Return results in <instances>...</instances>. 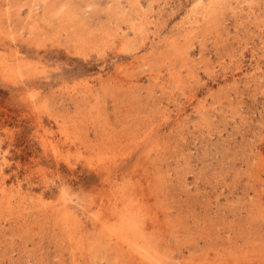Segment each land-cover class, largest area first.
Masks as SVG:
<instances>
[{
  "label": "rangeland",
  "instance_id": "1",
  "mask_svg": "<svg viewBox=\"0 0 264 264\" xmlns=\"http://www.w3.org/2000/svg\"><path fill=\"white\" fill-rule=\"evenodd\" d=\"M18 1L45 13L40 0L0 7ZM49 1L84 20L88 41L75 48L77 25L73 37L48 27L44 42L32 41L28 6L1 21L0 264H129L103 257L96 220L114 222L121 188L152 170L162 225L147 220L140 242L153 252L159 242L168 264H188L186 239L210 223L222 244L239 227L264 236V0ZM135 125L151 130L146 144ZM63 211L82 220L77 241ZM179 222L192 231L171 230Z\"/></svg>",
  "mask_w": 264,
  "mask_h": 264
},
{
  "label": "bare ground",
  "instance_id": "2",
  "mask_svg": "<svg viewBox=\"0 0 264 264\" xmlns=\"http://www.w3.org/2000/svg\"><path fill=\"white\" fill-rule=\"evenodd\" d=\"M35 1H39V0H35ZM42 1V3L45 6V13L42 16H39L38 11L36 10L35 6L32 4H25L22 1H18L19 5L12 10H5L2 9L0 7V24L2 19L6 20H12L13 17H19L20 16V9L24 6H28L27 10L28 13L26 12V17H25V24L27 25L26 27L29 28L31 35H30V39L36 43H42L44 42L45 38L44 36H49V34L51 32L48 31V27H51L52 30H55V32H60L62 30H64L66 32V34L68 35H72L73 37V33L74 31H76V29H74L73 27L75 25L78 26V28H80V32L77 34L78 39L81 40H76L75 41V48H77L79 50V48L82 49L81 46H79V44H85L88 41V37L87 34L88 32H85L84 27H85V23L84 20H82L81 18H79L76 14V12H74V10H70V7L65 4V3H59V9L60 11H56L55 10V4L50 2L49 0H40ZM63 2V0H61ZM60 1V2H61ZM73 2V1H71ZM69 3V2H68ZM71 4V3H70ZM73 5V4H72ZM58 6V5H57ZM74 7V5H73ZM56 20L57 24L54 28L52 21ZM10 22V21H9ZM11 23V22H10ZM10 25V24H9ZM11 26V25H10ZM10 29V28H9ZM16 30V29H15ZM89 34L91 30H88ZM85 32V33H84ZM76 33V32H75ZM106 33V32H105ZM103 33V34H105ZM53 34V33H52ZM60 35V34H59ZM107 35V34H106ZM76 36V35H75ZM89 36V35H88ZM112 36V35H111ZM115 36V35H113ZM112 36V37H113ZM120 36V35H119ZM92 37V36H91ZM111 37V38H112ZM103 38V37H102ZM106 37H104L103 39H105ZM108 38V37H107ZM51 39V38H50ZM48 40L47 38L45 39V41ZM96 40V39H95ZM92 44V42H91ZM84 50V49H83ZM188 54V52H187ZM177 56V55H176ZM179 56V55H178ZM178 58V57H177ZM183 58V57H182ZM179 59V58H178ZM184 59V58H183ZM189 59V58H188ZM185 60V59H184ZM187 60V59H186ZM21 64V63H20ZM23 66V65H22ZM27 66V65H26ZM181 71V70H180ZM186 71V70H185ZM182 72V71H181ZM180 72V74H181ZM178 73V72H177ZM158 74V73H157ZM156 74V75H157ZM175 74V73H172ZM176 76V75H175ZM180 76V75H179ZM159 77V76H156ZM171 77H174L171 75ZM178 78V77H177ZM173 79V78H172ZM181 79V78H180ZM179 79V80H180ZM183 80V78H182ZM176 81V80H175ZM178 81V80H177ZM174 82V81H173ZM177 83V82H176ZM179 84V83H178ZM177 84V85H178ZM181 84V82H180ZM183 84V82H182ZM185 85V84H184ZM179 86V85H178ZM110 88V87H109ZM112 89V88H111ZM123 89V88H122ZM126 89V88H125ZM128 89H132L131 87ZM115 90V88H114ZM125 91V90H124ZM120 92V91H119ZM130 92V91H128ZM127 92V93H128ZM133 92V91H132ZM121 93V92H120ZM123 93V92H122ZM131 93V92H130ZM117 94H118V89H117ZM125 94V93H124ZM123 94V95H124ZM116 95V94H115ZM126 95V94H125ZM124 95V96H125ZM128 95V94H127ZM132 95V94H131ZM115 97V96H114ZM126 97V96H125ZM117 98V97H116ZM124 98V97H123ZM127 98V97H126ZM130 98V97H129ZM133 99L134 96L132 97ZM131 98V99H132ZM125 99V98H124ZM137 100V99H136ZM128 101V100H127ZM131 101V100H130ZM101 105V104H98ZM138 106V105H137ZM104 107V106H103ZM135 108V107H134ZM101 109V108H100ZM103 109V108H102ZM91 110V109H90ZM138 110V109H137ZM136 110V112H137ZM103 111V110H102ZM105 111V110H104ZM107 112V111H105ZM135 112V111H133ZM132 112V113H133ZM101 112H99L100 114ZM126 113V112H125ZM103 114V113H102ZM134 114V113H133ZM130 115V114H129ZM108 116V115H106ZM105 116V118H106ZM131 116V115H130ZM102 117V116H101ZM127 117V116H126ZM94 119V118H93ZM129 119V118H128ZM133 119V118H132ZM135 119V117H134ZM90 120V119H89ZM105 120V119H104ZM91 121V120H90ZM96 121V120H95ZM102 121V120H101ZM110 121V120H109ZM100 123V122H99ZM107 123V122H105ZM104 123V124H105ZM73 124V123H72ZM103 124V125H104ZM120 124V123H119ZM143 124V123H142ZM148 124V123H147ZM108 125V124H107ZM110 125V124H109ZM114 125V124H113ZM144 125V124H143ZM143 125H135L134 127H132V129L130 130L131 133H136L138 132L139 135H137V137L139 138L138 140V144H146L151 138V130H149L147 127L143 126ZM71 126V125H70ZM90 126V125H89ZM105 126V125H104ZM95 127V126H94ZM77 128V127H76ZM108 128V127H107ZM130 128V127H129ZM114 129V128H113ZM120 130V129H119ZM113 131V130H109ZM127 132V130H125ZM108 132V134H110ZM115 132V131H114ZM120 132V131H118ZM76 136L82 140L85 141L86 144L89 143L90 139H88V133L85 130H78L75 132ZM122 133V131H121ZM124 133V132H123ZM129 133V132H128ZM153 133V132H152ZM67 134V132H66ZM116 134V133H115ZM125 135V134H124ZM123 135V136H124ZM127 135V134H126ZM132 135V134H131ZM74 136V135H73ZM130 136V135H129ZM72 137V136H71ZM108 137V136H107ZM114 137V136H113ZM128 137V136H127ZM136 137V135H135ZM73 138V137H72ZM124 138H126V136H124ZM157 138V137H156ZM110 139V138H109ZM117 139V138H116ZM128 139V138H127ZM136 139V138H135ZM155 139V138H154ZM121 140V139H119ZM160 140V139H158ZM110 141V140H109ZM118 141V140H117ZM76 142V141H75ZM115 142V141H114ZM120 142V141H119ZM118 142V143H119ZM156 142V141H155ZM164 142V141H163ZM78 143V142H77ZM98 143V141H97ZM107 143V142H106ZM113 143V141H112ZM124 143V140H123ZM168 143V142H167ZM109 144V143H108ZM137 144L134 143L132 145ZM92 146V145H91ZM111 146V145H110ZM136 146V145H135ZM151 146H153V144H151ZM83 147V146H82ZM128 147V146H127ZM133 147V146H132ZM150 147V146H149ZM148 147V148H149ZM129 148V147H128ZM164 148V147H163ZM162 148V149H163ZM138 149V148H137ZM119 150V149H118ZM155 150V149H154ZM160 150V149H159ZM79 152V151H78ZM119 152V151H118ZM143 152V151H142ZM153 152V151H152ZM166 152H168L166 150ZM134 153V152H133ZM103 154V153H102ZM135 154V153H134ZM133 154V155H134ZM139 154V153H138ZM166 154V153H165ZM168 154V153H167ZM81 155V154H80ZM126 155V154H124ZM153 155H156L153 154ZM127 156V155H126ZM139 156V155H138ZM157 156V155H156ZM152 157V156H151ZM162 157V156H161ZM95 158V157H93ZM98 158V156H97ZM150 158V157H149ZM152 158H155V156H153ZM129 159V158H128ZM142 159V157L140 158ZM145 160V159H144ZM156 160V159H155ZM127 161V160H126ZM138 162V160H137ZM136 162V164H137ZM142 162V161H141ZM144 162V161H143ZM158 164V163H157ZM161 164V163H160ZM169 164V163H168ZM162 165V164H161ZM157 166V165H156ZM150 167V166H149ZM157 168V167H156ZM133 169H135L133 167ZM145 169V168H144ZM151 169V167H150ZM149 169V170H150ZM169 169V168H168ZM171 169V168H170ZM136 171V170H135ZM138 171V170H137ZM140 171V170H139ZM142 171V169H141ZM133 172V171H132ZM143 172V171H142ZM147 172V171H146ZM145 172V175H142L138 177V181L137 183H134L133 186H123L121 188V197H118L116 200H114L115 205L113 206V213L117 212V216L116 220L114 222H106L103 219H101L99 217V215H96L97 220L96 221H100V223L96 222V225L98 224L100 227V232L97 235L98 238L107 246L106 248L109 249L107 250V254L103 255V257H107L108 260H111L113 262H115L114 260L121 261L123 259H126L128 261L129 264H133V261L135 260L134 258L139 259L137 264H168L167 258H169V255H163L161 256L160 253H162L164 250L161 249H156L157 247H159V242L158 245H154L155 251L153 252V250H149L146 249L144 247H147L146 245L142 244L140 242V240L143 242L142 239H140V237H142V232L143 230L146 228V221H150L149 223H152V225L150 226H154V225H162V221H160V210L159 208L161 207H155V205L159 202V196L157 195V192L159 190V188L162 186V182L159 183V178L155 177L153 174V170L152 173L151 171H148L147 173ZM136 173V172H135ZM157 173V172H156ZM128 174V173H127ZM161 174V173H159ZM139 175V173H138ZM158 176V174H157ZM137 177V175L135 176ZM164 177V176H163ZM132 178V177H131ZM167 178V177H166ZM171 178V177H170ZM135 179V178H134ZM134 181V180H133ZM173 182V181H172ZM161 190V189H160ZM64 192V191H63ZM161 195V194H160ZM66 197H69L66 195ZM65 197V194H62V206L64 207V205L67 203V200ZM162 199V197H161ZM44 199L42 197H40V202H42ZM61 200V199H60ZM163 200V199H162ZM191 201V200H190ZM193 201V200H192ZM65 202V203H64ZM44 204V203H43ZM160 204V202H159ZM158 204V205H159ZM162 205V204H161ZM195 205V204H194ZM61 206V207H62ZM106 206V205H105ZM62 207V208H63ZM154 207V208H153ZM165 207V206H164ZM176 207V205H175ZM62 208H58V211H62ZM81 208V207H80ZM108 208V207H107ZM163 208V207H162ZM178 208V207H177ZM176 208V209H177ZM202 208V206H201ZM83 209V208H81ZM109 209V208H108ZM64 210V209H63ZM178 210V209H177ZM203 210V209H202ZM209 209H207L208 211ZM250 210V209H249ZM84 211V210H83ZM110 211V210H109ZM180 211V210H179ZM251 211V210H250ZM81 212V211H80ZM111 213V212H110ZM109 213V214H110ZM112 213V214H113ZM163 213V212H162ZM161 213V214H162ZM172 213V212H171ZM247 213V212H246ZM89 214V213H88ZM208 214V213H207ZM114 215V214H113ZM163 215V214H162ZM193 215V214H192ZM197 215V214H195ZM253 215V214H252ZM181 216V215H180ZM182 217V216H181ZM220 217V216H219ZM82 218V217H81ZM163 218V217H162ZM171 219V216L169 217ZM206 218V217H205ZM204 218V221H205ZM258 218V217H257ZM188 219V218H187ZM186 219V220H187ZM215 219V218H214ZM213 219V220H214ZM191 220V219H190ZM256 220V219H255ZM260 220V219H258ZM61 221H62V225L64 227V230L67 233V236L70 238V240L72 241H77V237L76 234H74L73 232L77 231L79 228L78 226H80V222H82V220L80 221L78 219V217L73 213V212H69V211H63V214L61 216ZM180 221V220H179ZM182 221V220H181ZM202 221V220H201ZM262 221V220H261ZM186 222V221H185ZM203 222V221H202ZM217 222V221H216ZM148 223V224H149ZM172 223V222H170ZM182 223V222H181ZM180 222L177 223L176 225L171 224L170 227L172 228L171 230H173L175 228V230L178 232L180 230H185L186 232H189L191 228H189L188 226L181 224ZM207 223V222H206ZM179 224V225H178ZM165 225V224H164ZM215 224L210 223L209 224V231L207 233H205L203 230H201L198 222L196 221L195 223V227L196 229H199L200 231H203L204 233H199L197 234V237H195V235H193V237H191L190 239H186V249L189 251V253L191 254L188 257V264H264V236L263 235H259L257 234L255 231H253V228H251L250 226L247 227H243L242 229L245 230H240L239 233V229H231L234 233H236L238 231V234L234 235V236H229L228 239L224 240V243L222 244L218 242L217 239L213 238L212 236V230L215 231L216 228L214 227ZM189 226L191 227L192 224ZM216 226V225H215ZM230 226V225H229ZM231 226L233 227V223L231 224ZM243 226V225H242ZM149 227V226H148ZM231 227V228H232ZM169 228V227H168ZM229 228V227H228ZM234 228V227H233ZM236 228V227H235ZM166 229V228H165ZM170 229V228H169ZM207 229V228H205ZM218 229V228H217ZM221 229V228H220ZM155 230V229H154ZM168 229H166V232ZM162 231V230H161ZM175 231V232H176ZM192 231V229H191ZM190 231V232H191ZM194 231V230H193ZM198 231V230H197ZM195 230V232H197ZM78 232V231H77ZM160 232V231H159ZM174 232V231H173ZM183 232V231H182ZM217 232V231H216ZM232 232V233H233ZM153 234V230L151 232ZM150 233V234H151ZM156 233V232H155ZM161 234V233H160ZM159 234V236H160ZM163 234V233H162ZM174 234V233H173ZM215 234V233H214ZM144 235V234H143ZM147 235V234H146ZM157 235V233H156ZM164 235V234H163ZM191 235V234H190ZM151 236V235H150ZM155 236V235H154ZM166 236V235H165ZM179 236V235H178ZM158 237V236H155ZM170 237H172V235H170ZM174 237V236H173ZM176 237V236H175ZM151 238V237H150ZM165 238V237H164ZM83 239V238H82ZM87 238H85L86 240ZM174 239V238H173ZM84 240V239H83ZM152 240V239H150ZM95 242V241H94ZM154 242V241H152ZM151 242V243H152ZM155 240V243H157ZM169 242V240H168ZM178 242V241H177ZM202 242L203 246L201 247V245L199 246V243ZM76 243V242H74ZM89 243V242H87ZM86 243V244H87ZM150 243V244H151ZM152 243V244H155ZM162 243V242H161ZM166 243V242H165ZM181 243V242H180ZM77 244V243H76ZM95 244V243H94ZM147 244V243H146ZM170 244V242H169ZM184 244V243H183ZM162 245V244H161ZM181 245V244H180ZM220 245H224V247L222 246L221 248L223 249V252H221L218 248L215 247H219ZM94 246V245H93ZM143 246V247H142ZM153 246V247H154ZM174 246V245H173ZM183 246V245H182ZM167 247V246H166ZM177 247V246H176ZM180 248V246H178ZM201 247L202 251L199 252L201 249L199 248ZM152 248V247H151ZM163 248V246H162ZM173 248V247H170ZM183 248V247H182ZM76 249V248H75ZM77 250V249H76ZM84 250V249H83ZM105 250V249H104ZM103 250V251H104ZM173 250V249H171ZM182 250V249H181ZM199 250V251H198ZM88 251V250H87ZM80 252V251H79ZM78 252V253H79ZM174 252V251H173ZM181 252V251H180ZM81 253V252H80ZM164 253V252H163ZM82 254V253H81ZM88 254V253H87ZM95 254V253H92ZM123 254V255H122ZM214 254V255H213ZM172 255V254H171ZM98 256V255H97ZM86 256L83 254V258H85ZM90 257V256H89ZM88 257V258H89ZM96 257V256H95ZM183 257V256H182ZM185 257V256H184ZM99 258V256H98ZM101 258V257H100ZM123 258V259H122ZM174 259V258H173ZM173 259L170 260L173 261ZM182 259V258H181ZM99 260V259H98ZM169 260V261H170ZM91 261V260H90ZM137 261V260H136ZM178 261V260H177ZM183 261V260H182ZM187 262V261H186ZM111 263V262H110ZM116 263V262H115ZM126 263V262H125ZM99 264V263H98ZM102 264V263H101ZM109 264V263H108ZM175 264V263H174ZM182 264V263H181Z\"/></svg>",
  "mask_w": 264,
  "mask_h": 264
}]
</instances>
